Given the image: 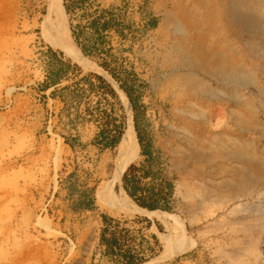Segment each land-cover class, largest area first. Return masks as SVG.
<instances>
[{
	"label": "rangeland",
	"instance_id": "374dc122",
	"mask_svg": "<svg viewBox=\"0 0 264 264\" xmlns=\"http://www.w3.org/2000/svg\"><path fill=\"white\" fill-rule=\"evenodd\" d=\"M160 2L155 9V0H79L71 16L87 34L100 10L120 23L121 35L103 32V46L131 71L138 104L156 106L149 132L162 140L163 167L174 184L170 217L111 209L97 199L113 179L118 151L88 145L98 128L81 119L82 102L94 105L99 95L86 94L78 108L65 107L58 122L48 123L36 88L42 51L58 49L45 41L42 24L56 17L48 0H0V264H125L127 252L135 255L132 263L264 264V0ZM147 24L153 29L145 30ZM63 53L82 75L100 73L111 85L119 101L114 115H123L125 127L122 89L96 62L104 54L83 55L84 68ZM186 104L195 111L172 109ZM50 126L68 141L76 138L73 150L64 139L54 144ZM56 182L67 194L52 192L49 184ZM88 188L93 208L73 210ZM112 189L124 195L121 180ZM112 219L130 221V230L111 234ZM146 219L164 233L159 239ZM146 238L153 248L142 257Z\"/></svg>",
	"mask_w": 264,
	"mask_h": 264
},
{
	"label": "trees",
	"instance_id": "16d2710c",
	"mask_svg": "<svg viewBox=\"0 0 264 264\" xmlns=\"http://www.w3.org/2000/svg\"><path fill=\"white\" fill-rule=\"evenodd\" d=\"M78 2L79 0H62L64 11L68 15V27L72 40L86 57L94 58L104 54L99 61H96L97 64L118 83L132 105L140 159L132 161L126 167L121 175V186L126 195L139 207L148 210L171 211L174 184L164 170L162 151L154 145L151 137H148L145 142L143 141L144 130L141 131L139 120L144 118L145 110L143 105L138 104V95L133 96V92L137 90L134 84L135 80L133 77H129L131 71L122 64L115 62L111 47L103 46L108 41L106 39L107 33L103 32L112 29L121 35L122 33L118 28L120 23L115 21L114 17L106 19L107 10L103 9L100 10V14L95 19L90 21L91 33L87 34L80 24L73 23L71 16V12ZM110 15L112 14L110 13ZM149 24L152 27L155 26L156 20L154 19ZM42 54L44 56V79L39 83V90L52 88L49 95L64 100L66 109L78 108L77 106L81 104V99L86 94H98L99 98L94 105L90 106L88 102H82L83 114H80L81 119L89 121L93 119L95 121L98 129L92 139L94 145L100 150L114 149L124 128L123 115H114L115 103H119L115 90L98 73L88 72L82 75V69L78 64L65 57L63 51L59 49L47 46ZM82 83L83 85H81ZM118 109H122L120 105H118ZM92 116L96 117L93 118ZM62 138L71 147L76 140L73 137L71 141H68V138L63 135ZM146 179L149 181H145ZM91 192V188L81 191L77 202L72 206L73 210H91L94 204Z\"/></svg>",
	"mask_w": 264,
	"mask_h": 264
},
{
	"label": "bare ground",
	"instance_id": "6f19581e",
	"mask_svg": "<svg viewBox=\"0 0 264 264\" xmlns=\"http://www.w3.org/2000/svg\"><path fill=\"white\" fill-rule=\"evenodd\" d=\"M48 12L50 14L53 13L56 17V20L49 23V20L45 19V21L43 22L42 35L45 41L51 46L64 51L67 55L77 61L84 68H88V61L81 54V51L75 45L71 38L69 28L67 27L65 19L66 17L62 5V0H48ZM63 19L65 20V22L62 21ZM241 24L242 29L244 31H246V29L249 30V28L247 27L249 24L247 19L244 18ZM118 91L120 93V97L122 99L127 114V132L124 135L122 141L117 144L118 151L116 166L113 173V179L110 182L105 183L101 188L97 190L96 197L99 201H102L111 209L113 208L116 210L139 212L146 215L160 216V214H164L170 217L171 214L167 213L166 211L148 210L139 207L133 201H131V199L126 195L124 190V195L122 197H119L114 193L112 189L114 180H120L123 171L136 158L139 152V144L136 137L135 129L133 127V121L131 117V106L129 100L122 90L118 89Z\"/></svg>",
	"mask_w": 264,
	"mask_h": 264
},
{
	"label": "crops",
	"instance_id": "0c3cea01",
	"mask_svg": "<svg viewBox=\"0 0 264 264\" xmlns=\"http://www.w3.org/2000/svg\"><path fill=\"white\" fill-rule=\"evenodd\" d=\"M153 6H155V9L156 8H162L163 7V4H161V2H160V0H155V4L153 5ZM154 8V7H153ZM153 15H156L155 13H153ZM150 29H153L152 27H150L148 24H147V26H146V28H145V30H149L150 31ZM242 71H244V70H241L240 71V73L239 74H243V76H245L246 75V73L245 72H242ZM98 74H100V73H98ZM101 75V74H100ZM43 79H44V71H43V68H42V71H41V73H40V76H39V82L40 81H43ZM37 89V92H38V94H42V96H43V99H44V102H43V107H42V110L44 111V113H45V115H46V118H47V122L49 123V122H58L59 121V119L61 118V117H63V114H64V108H65V101L64 100H62L60 97H51L50 95H49V92H50V90L52 89V88H48V89H46V90H38V88H36ZM146 109H145V112H146V114H145V116H146V119H145V124L144 125H142L143 126V130H144V133H143V135H142V138H143V141L145 142L146 140H147V138L148 137H151V139H152V141L154 142V145H155V143H156V145H157V148H159V149H161V143H162V140L160 139L158 142H156V141H154V137H153V135H152V133H150L149 131V128H150V120H149V118H148V116H149V113L150 112H155V108H156V106H151V108H150V106H146L145 107ZM172 109L173 110H175V111H178V112H183V113H186V112H194L195 111V109H193V107H192V105H174L173 107H172ZM81 110V109H80ZM131 114H132V121H133V111L131 112ZM190 118H192V116H190ZM54 126H55V124H54ZM54 126H50L51 127V129H50V131H51V133H53V136L54 137H52V140H53V142H54V144H57L58 142L61 144V142H63V138L61 137V135L60 134H58V133H56L55 132V130H54ZM133 127H134V123H133ZM164 129V131L165 132H167L168 133V127H164L163 128ZM189 130V132L191 133V134H193L194 133V135H196V130H197V128L196 127H192V126H190V128L188 129ZM96 132V131H95ZM136 132V131H135ZM160 133V132H159ZM94 135H95V133H94ZM94 135L92 136V137H90V139L91 138H93L94 137ZM62 140V141H61ZM64 143V142H63ZM88 145H90L91 143H92V140H90V141H88ZM66 146H67V148L69 149V150H73V148L69 145V144H67V143H64ZM155 145V146H156ZM117 147V146H116ZM162 150V149H161ZM120 180H121V178H120ZM49 186H50V188H51V190H52V192L53 191H57V190H62L63 192H64V194L66 193L67 194V190L64 188V189H61V186H59V184H58V182H56V183H53V184H49ZM173 204V207H174V203H172ZM173 209V208H172ZM154 210H160V209H154ZM164 211V210H163ZM172 211V210H171ZM166 212H168L169 213V211H166ZM146 222H147V228H148V230H151V232L154 234V236L157 238V239H159V235H161V234H164V233H162L161 232V230L158 228V226L156 225V223H154V222H150V220L149 219H147L146 220ZM160 222V223H159ZM158 224L160 225V226H162V227H164V224L161 222V221H158ZM165 228V227H164ZM113 240H115V239H113ZM112 240V241H113ZM116 243L117 242H115L114 243V245H116ZM162 246H163V252H164V244H162ZM113 248H114V250L116 251V253H118V248L116 247V246H113ZM119 250H122V249H119ZM165 258L164 259H162L163 260V262H166V263H168V262H171V258L170 257H168V256H164ZM129 264H160L159 263V261H155V262H151V261H148V260H146V261H143V262H141V263H132V262H130ZM175 264H195L194 262H192L191 260H189V259H181V260H178V261H176L175 262Z\"/></svg>",
	"mask_w": 264,
	"mask_h": 264
},
{
	"label": "built area",
	"instance_id": "2783aa9c",
	"mask_svg": "<svg viewBox=\"0 0 264 264\" xmlns=\"http://www.w3.org/2000/svg\"><path fill=\"white\" fill-rule=\"evenodd\" d=\"M111 222H112V228L109 230V232L113 235L119 234V233L124 234L130 230V228H129L130 226H128V223H130V221H128L126 219H121L120 221L112 219ZM137 228H141V226H138ZM113 239H115L117 242L116 238H113ZM147 240H149V239L146 238V240H144V241L147 242ZM150 244H151L150 241H148L147 246L144 248V251H143V253L140 254V256H142V257H149L150 256V253L152 252V248H153L152 247L153 245L151 246ZM121 255L123 257V262L125 264H128L131 261V259L133 258V256H135L134 254L128 253V252L123 253Z\"/></svg>",
	"mask_w": 264,
	"mask_h": 264
},
{
	"label": "water",
	"instance_id": "95a60500",
	"mask_svg": "<svg viewBox=\"0 0 264 264\" xmlns=\"http://www.w3.org/2000/svg\"><path fill=\"white\" fill-rule=\"evenodd\" d=\"M76 45V44H75ZM82 54V53H81ZM83 55V54H82ZM126 127H127V125L124 127V129H123V133H122V135H121V137H120V140H119V142L118 143H120L121 141H122V139L124 138V135L126 134V132H127V129H126Z\"/></svg>",
	"mask_w": 264,
	"mask_h": 264
}]
</instances>
